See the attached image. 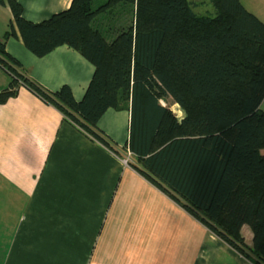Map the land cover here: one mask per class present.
Listing matches in <instances>:
<instances>
[{
  "label": "trees",
  "instance_id": "obj_1",
  "mask_svg": "<svg viewBox=\"0 0 264 264\" xmlns=\"http://www.w3.org/2000/svg\"><path fill=\"white\" fill-rule=\"evenodd\" d=\"M209 2L213 14H198L190 0H71L33 22L18 0H0L12 15L0 39V67L11 77L0 102L23 83L115 153L97 124L130 100L132 132L146 138L144 163L158 162V187L250 262L264 264V22L240 0ZM124 13L130 20L119 29ZM17 36L37 57L66 45L90 62L82 98L66 84L50 91L28 78L5 49ZM166 97L182 117L159 103Z\"/></svg>",
  "mask_w": 264,
  "mask_h": 264
},
{
  "label": "crops",
  "instance_id": "obj_2",
  "mask_svg": "<svg viewBox=\"0 0 264 264\" xmlns=\"http://www.w3.org/2000/svg\"><path fill=\"white\" fill-rule=\"evenodd\" d=\"M18 1L33 22L71 4ZM240 1L264 22V0ZM11 18L0 5V39ZM5 49L28 78L50 91L66 84L76 100L93 74L66 45L37 57L17 36ZM10 81L0 67V91ZM15 90L0 102V264H253L158 187V162L144 163L146 138L132 132L130 100L97 124L114 154L23 83ZM169 110L183 113L174 101ZM241 233L251 246L249 226Z\"/></svg>",
  "mask_w": 264,
  "mask_h": 264
},
{
  "label": "rangeland",
  "instance_id": "obj_3",
  "mask_svg": "<svg viewBox=\"0 0 264 264\" xmlns=\"http://www.w3.org/2000/svg\"><path fill=\"white\" fill-rule=\"evenodd\" d=\"M191 2H192V7H193V10L195 11V12H197L198 14H213V8H212V5L210 4V2H209V0H190ZM120 14V13H119ZM118 14V15H119ZM127 14L128 13H124L123 14V16H121L120 18H119V21L118 22H116L115 23V27H119V29H121V28H123V27H125L126 25H128V23H129V20H130V18H129V16H127ZM117 19H118V17H117ZM111 20V19H110ZM106 22V21H105ZM104 22V23H105ZM103 23V24H104ZM109 23V25H110V21L109 22H107V24ZM7 29H8V27H7ZM111 35H113V32L111 33ZM173 103V101H172V99L171 98H169V97H166V98H164V104L167 106V107H171V104ZM173 110H174V112H175V114L176 115H178L177 113H176V109H174L173 108ZM181 116H178V117H182L183 116V113L181 112V114H180ZM108 151H110L111 153H114V152H112L111 150H109L108 149ZM115 154V153H114ZM127 161H128V159L126 158H124L123 159V162L124 163H127ZM194 217V216H193ZM197 220V219H196ZM198 221V220H197ZM208 229V228H207ZM209 230V229H208ZM251 230V229H250ZM252 232V231H251ZM214 234V233H213ZM242 234V233H241ZM215 235V234H214ZM253 235V234H252ZM216 237H218L217 235H215ZM243 236V235H242ZM219 238V237H218ZM220 239V238H219ZM243 239H244V241H245V238H244V236H243ZM246 243V242H245ZM230 246V245H229ZM231 247V246H230ZM232 248V247H231ZM236 251V250H235ZM237 252V251H236ZM238 253V252H237ZM240 254V253H239ZM241 255V254H240Z\"/></svg>",
  "mask_w": 264,
  "mask_h": 264
}]
</instances>
